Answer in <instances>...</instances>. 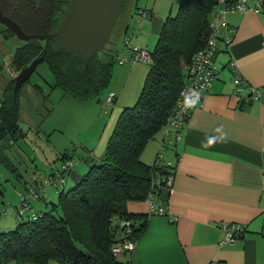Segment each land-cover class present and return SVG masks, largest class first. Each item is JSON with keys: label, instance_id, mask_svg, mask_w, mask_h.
Instances as JSON below:
<instances>
[{"label": "trees", "instance_id": "trees-1", "mask_svg": "<svg viewBox=\"0 0 264 264\" xmlns=\"http://www.w3.org/2000/svg\"><path fill=\"white\" fill-rule=\"evenodd\" d=\"M65 1L42 0L39 9L31 12L40 14L38 23L26 27L23 22L17 20L16 23L26 34H51L60 24L62 14L59 11L67 6ZM178 2L175 18H167L161 27L139 98L134 106L120 113L99 164H91L75 185L66 190L74 164L66 153L57 157L61 163L49 171L57 201L48 203V211L28 213L26 218L18 209L21 215L16 228L0 232V264H115L111 250L126 240V234L123 227H112V219L119 217L122 222H129V239L135 242L145 229L148 215L130 214L126 206L129 202H146L151 178L173 174L174 167L163 170L156 164L148 166L140 157L147 143L162 130L185 85L184 67L205 45L216 0ZM124 10L123 0L120 16ZM3 30L16 38L7 28ZM114 31L115 28L112 38ZM20 42L22 46L16 47L13 53V67L19 72L33 60L43 57L42 63L54 78L52 89L60 88L75 98L85 99L97 94L111 80L112 64L117 58L113 42L114 46L107 45L99 53L110 58V63L99 61L95 70L90 66L99 54L86 65L83 56L57 52L51 41ZM9 83L0 93V152L26 136L18 125L20 89L14 93V83L12 80ZM64 163L70 166L59 174L63 179L61 183L54 175ZM35 190L36 199H42L43 192ZM162 193L160 191L158 198L165 204ZM118 231L121 232L119 236Z\"/></svg>", "mask_w": 264, "mask_h": 264}, {"label": "crops", "instance_id": "crops-1", "mask_svg": "<svg viewBox=\"0 0 264 264\" xmlns=\"http://www.w3.org/2000/svg\"><path fill=\"white\" fill-rule=\"evenodd\" d=\"M144 8L150 14L144 21L149 19L147 25L153 29L162 19L164 0H152ZM258 8L259 13L233 14L226 18L227 26L233 30L232 42L228 46L218 42L216 79L203 105L192 110L181 139L162 152V163L169 162L174 167L172 188L162 193L167 214L148 216L133 253L123 254L115 264H264V95L255 102L247 92L249 86L264 87V5ZM137 10L136 5L129 6L118 19L112 38L116 48L127 39L132 42L129 22ZM138 34L135 32L133 36ZM137 45L147 50L140 41ZM98 59L101 64L110 63L104 54ZM235 73L247 83L241 97L234 93ZM128 76L132 78V71ZM47 84L51 88L54 82ZM35 86L33 91H42ZM112 89L114 107L120 99L118 88L113 85ZM155 138L143 150L144 164L150 165L149 161L156 156L163 139L162 130ZM101 146L99 142L97 148ZM93 156L94 153L88 152V156L81 158L86 170L90 159L96 157ZM57 161L58 166L61 162ZM35 176L31 186L39 190L34 184ZM80 176L73 168L66 190ZM57 196L53 189L44 190L42 199H32L36 210L32 211L30 204V211L23 218L30 212L47 211L48 203H55ZM126 209L130 214L145 216L147 204L129 202ZM16 212L19 223L18 209ZM222 222L245 227L234 245L221 243L223 233L219 224Z\"/></svg>", "mask_w": 264, "mask_h": 264}, {"label": "rangeland", "instance_id": "rangeland-1", "mask_svg": "<svg viewBox=\"0 0 264 264\" xmlns=\"http://www.w3.org/2000/svg\"><path fill=\"white\" fill-rule=\"evenodd\" d=\"M151 1L124 0V12L129 6L133 8L134 4L138 8H144ZM41 2L42 0H0V6L4 16H10L14 22L17 20L23 22L26 27L39 22L40 14H31V12L39 9ZM178 8V0H164L165 10L162 9V19L153 29L147 25L149 19L145 22L144 19L140 20L137 14H133L129 22L131 23V45L139 46L137 41H140L149 52H152L157 44L163 23L167 18H175ZM31 26L37 27L38 25ZM3 29L0 26V93L6 90L10 85L9 82L21 72H17L13 67L12 59L15 48L22 46V42ZM135 32L139 34L133 36ZM117 49L120 53L118 56H121L123 43H118ZM100 55L90 66L94 70L98 66L96 63H99ZM148 69V64L136 63L120 66L114 62L112 77L108 84L100 88L97 94L82 99L66 94L60 88L52 89L54 85L50 88L47 83L53 84L52 74L46 64L38 65L35 73L28 82L22 85L18 94L20 108L18 125L26 136L24 139L17 140L16 144L8 147L4 152H0V232L14 229L18 225L16 210L22 199L28 198L27 202L31 204V210H36L33 206L35 202L32 200L34 197L29 195L30 191L36 188L31 186L34 173L37 174L34 184L40 187L39 191L53 189L49 184V171L50 166L57 167L59 161L53 159H56L59 154L65 152L74 164V171L81 176L87 172L86 165L81 158L88 156V152L96 156L91 158L88 164H99L98 158L102 147L106 146L120 113L137 102ZM129 71H132V78L128 76ZM35 85H38L42 91H33V88H37ZM113 85L118 88V101L120 99V102H117L114 107L113 104L103 110L102 104L105 96L113 90ZM48 89L53 92H48ZM101 100L102 102L99 103ZM99 142L102 146L97 148ZM155 155V160L149 161L150 165H146L159 164V162L156 163L158 152ZM140 160L143 163L142 155ZM80 177L76 178V181H71L68 188H72ZM36 213L41 214V212ZM122 223L119 217L112 219L114 228L115 226L120 227ZM119 234H121L120 231L117 232V236Z\"/></svg>", "mask_w": 264, "mask_h": 264}, {"label": "built area", "instance_id": "built-area-1", "mask_svg": "<svg viewBox=\"0 0 264 264\" xmlns=\"http://www.w3.org/2000/svg\"><path fill=\"white\" fill-rule=\"evenodd\" d=\"M252 1L254 0H216L212 8L209 33L205 45L192 55L189 63L184 67L185 85L180 90L174 107L162 128L163 139L158 149L156 163L159 162V164L156 165L157 167L163 170L172 169L171 163H162V152L164 148L173 147L176 142L181 139V131L190 118L192 110L203 105L206 93L216 79L219 72L215 64L216 55L218 53V42L223 41L227 46L232 42L231 35L233 30L227 26L226 18L233 14H244L247 12L259 13L258 7L264 5V0H256L253 5H250ZM137 15L140 20L149 16L148 12L144 9H138ZM121 52V56L116 58V62L120 66L136 63L149 65L151 63V52L137 46H132L128 40L123 42V49ZM232 83L234 86V93L237 96L241 97L245 94L244 86H247V83L237 73H235ZM247 92L251 100L259 102L264 95V87L257 88L249 86ZM114 102L115 94L113 92H108L102 104V109L104 110L107 106H112ZM69 166L70 164L64 163L59 172H55V179L62 183L63 179L60 176L61 171L65 170V168L67 169ZM50 179L51 182L49 180V184L51 185V183H53L54 185L52 176ZM172 182L173 174H160L151 178L150 192L146 199V214L148 216H165L167 214L166 206L158 198V195L160 191H170ZM29 195L36 198V190L32 189ZM27 200L28 198L22 199L19 205L18 209L22 213L29 208ZM20 215L19 213V216ZM130 226L129 222H123L121 225L125 230L126 240L112 248L111 254L115 260L125 253H133L135 249V240L129 239L131 235ZM219 228L223 233L221 243L227 245H234L245 232V227L236 223L222 222L219 224Z\"/></svg>", "mask_w": 264, "mask_h": 264}, {"label": "water", "instance_id": "water-1", "mask_svg": "<svg viewBox=\"0 0 264 264\" xmlns=\"http://www.w3.org/2000/svg\"><path fill=\"white\" fill-rule=\"evenodd\" d=\"M123 0H70L67 11L56 31L51 34H26L19 25L0 11V25L10 30L16 39L29 41H51L54 49L83 56L86 65L101 53L107 45H113L112 32L120 16ZM43 57L33 60L12 79L13 92L26 83L36 71Z\"/></svg>", "mask_w": 264, "mask_h": 264}, {"label": "flooded vegetation", "instance_id": "flooded-vegetation-1", "mask_svg": "<svg viewBox=\"0 0 264 264\" xmlns=\"http://www.w3.org/2000/svg\"><path fill=\"white\" fill-rule=\"evenodd\" d=\"M69 1H70V0H66L65 3H66L67 6H66L64 9L61 8L60 11H59V14H62L61 18H63L65 12L67 11ZM0 11H1V13H3V9L1 8V6H0ZM2 15H3V14H2ZM3 16H4V15H3ZM5 17H6V16H5ZM8 18H10V16H8ZM0 26H1L2 28H5V27L2 26V25H0Z\"/></svg>", "mask_w": 264, "mask_h": 264}]
</instances>
